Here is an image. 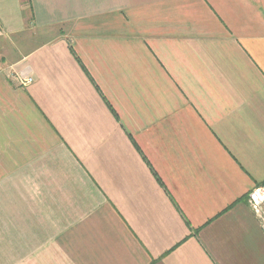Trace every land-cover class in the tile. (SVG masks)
Wrapping results in <instances>:
<instances>
[{
  "label": "crops",
  "instance_id": "1",
  "mask_svg": "<svg viewBox=\"0 0 264 264\" xmlns=\"http://www.w3.org/2000/svg\"><path fill=\"white\" fill-rule=\"evenodd\" d=\"M260 185L264 0H0V264H264Z\"/></svg>",
  "mask_w": 264,
  "mask_h": 264
},
{
  "label": "built area",
  "instance_id": "2",
  "mask_svg": "<svg viewBox=\"0 0 264 264\" xmlns=\"http://www.w3.org/2000/svg\"><path fill=\"white\" fill-rule=\"evenodd\" d=\"M20 85H28L32 82L31 76H26L24 72L13 75ZM247 205L254 214L257 222L264 233V185L252 188L247 194Z\"/></svg>",
  "mask_w": 264,
  "mask_h": 264
}]
</instances>
